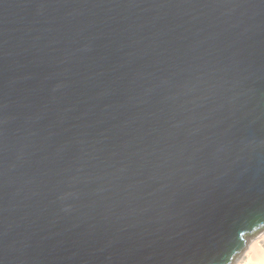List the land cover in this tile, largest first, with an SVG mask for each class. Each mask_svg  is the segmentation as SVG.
I'll use <instances>...</instances> for the list:
<instances>
[{
  "label": "water",
  "instance_id": "95a60500",
  "mask_svg": "<svg viewBox=\"0 0 264 264\" xmlns=\"http://www.w3.org/2000/svg\"><path fill=\"white\" fill-rule=\"evenodd\" d=\"M264 227V0H0V264H228Z\"/></svg>",
  "mask_w": 264,
  "mask_h": 264
},
{
  "label": "bare ground",
  "instance_id": "6f19581e",
  "mask_svg": "<svg viewBox=\"0 0 264 264\" xmlns=\"http://www.w3.org/2000/svg\"><path fill=\"white\" fill-rule=\"evenodd\" d=\"M263 229L264 227L261 230ZM260 237H264V231ZM248 240L246 239L243 249L233 256L228 264H258L259 261L264 260V246L261 244L260 238H253L251 242Z\"/></svg>",
  "mask_w": 264,
  "mask_h": 264
},
{
  "label": "rangeland",
  "instance_id": "374dc122",
  "mask_svg": "<svg viewBox=\"0 0 264 264\" xmlns=\"http://www.w3.org/2000/svg\"><path fill=\"white\" fill-rule=\"evenodd\" d=\"M264 231V229L263 230H259V231H257V233L255 232L252 236H250V237H248L247 239H249L248 240V242H251V240L253 239V238H260V242H261V244L264 246V240H261V238L262 237H260V235H261V233ZM242 256V255H241Z\"/></svg>",
  "mask_w": 264,
  "mask_h": 264
},
{
  "label": "clouds",
  "instance_id": "9594fccd",
  "mask_svg": "<svg viewBox=\"0 0 264 264\" xmlns=\"http://www.w3.org/2000/svg\"><path fill=\"white\" fill-rule=\"evenodd\" d=\"M261 240H264V237H262ZM258 264H264V260L259 261Z\"/></svg>",
  "mask_w": 264,
  "mask_h": 264
}]
</instances>
